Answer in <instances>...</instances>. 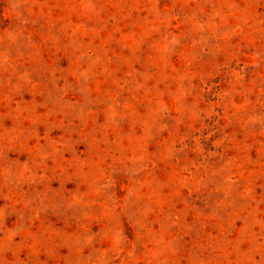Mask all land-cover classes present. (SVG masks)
<instances>
[{
    "label": "rangeland",
    "instance_id": "obj_1",
    "mask_svg": "<svg viewBox=\"0 0 264 264\" xmlns=\"http://www.w3.org/2000/svg\"><path fill=\"white\" fill-rule=\"evenodd\" d=\"M0 264H264V0H0Z\"/></svg>",
    "mask_w": 264,
    "mask_h": 264
}]
</instances>
